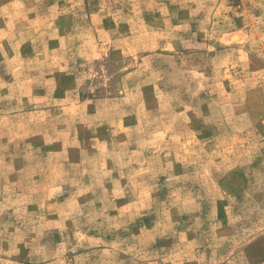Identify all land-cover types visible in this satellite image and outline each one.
Returning <instances> with one entry per match:
<instances>
[{"label": "rangeland", "instance_id": "374dc122", "mask_svg": "<svg viewBox=\"0 0 264 264\" xmlns=\"http://www.w3.org/2000/svg\"><path fill=\"white\" fill-rule=\"evenodd\" d=\"M0 264H264V0H0Z\"/></svg>", "mask_w": 264, "mask_h": 264}, {"label": "bare ground", "instance_id": "6f19581e", "mask_svg": "<svg viewBox=\"0 0 264 264\" xmlns=\"http://www.w3.org/2000/svg\"><path fill=\"white\" fill-rule=\"evenodd\" d=\"M235 38H236V37H235V36H233V37H232V40H235Z\"/></svg>", "mask_w": 264, "mask_h": 264}]
</instances>
